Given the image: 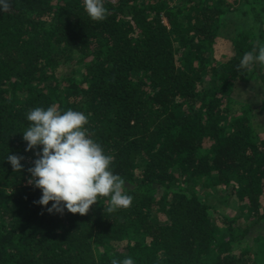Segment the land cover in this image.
I'll return each instance as SVG.
<instances>
[{
	"label": "trees",
	"instance_id": "1",
	"mask_svg": "<svg viewBox=\"0 0 264 264\" xmlns=\"http://www.w3.org/2000/svg\"><path fill=\"white\" fill-rule=\"evenodd\" d=\"M104 6L99 22L83 0H12L0 11V264H264V65L238 68L264 43V0ZM256 78L262 96L237 93ZM53 104L88 117L129 208L109 213L110 198L98 197L87 215H60L34 203L42 192L27 169L42 146L26 152L23 132L31 109ZM9 154L25 157L20 172ZM198 182L235 195L239 212L220 221Z\"/></svg>",
	"mask_w": 264,
	"mask_h": 264
},
{
	"label": "clouds",
	"instance_id": "2",
	"mask_svg": "<svg viewBox=\"0 0 264 264\" xmlns=\"http://www.w3.org/2000/svg\"><path fill=\"white\" fill-rule=\"evenodd\" d=\"M12 0H0V11H8ZM84 10L93 21L107 18L104 0H83ZM264 65V43L257 42L252 51L244 53L238 68L251 70L253 64ZM29 127L23 132L25 151L37 157L29 167L28 184L40 189L41 198L35 204L45 206L48 213L87 215L98 197H109V213L129 208L133 197L125 192V181L111 170L114 157L105 154L86 125L88 117L80 111L61 112L53 104L47 109L36 107L27 114ZM22 155L9 154L7 161L14 172L21 171ZM51 203V207H47ZM112 264H135L131 257L113 260Z\"/></svg>",
	"mask_w": 264,
	"mask_h": 264
},
{
	"label": "rangeland",
	"instance_id": "3",
	"mask_svg": "<svg viewBox=\"0 0 264 264\" xmlns=\"http://www.w3.org/2000/svg\"><path fill=\"white\" fill-rule=\"evenodd\" d=\"M230 46H231V44H229L228 41H226V40L219 42V44L215 50L216 58H218L219 60H225L224 54H226L228 52V50L230 49ZM75 64H76V58L71 60L69 63H67L63 67L62 74L64 75V77H67V76L73 77L74 76V70L77 68V66ZM262 86L263 85H262L260 79L256 78V80L255 79L251 80L245 86L243 84V87L239 88L237 93H240L241 95H243L242 96L243 98H245L247 95H251V96L261 95L262 89H263ZM237 110H239V109H237ZM258 111H261V115H262V112L264 113V107H260V108L258 107L255 112H258ZM263 116H264V114L262 115V117ZM201 184H202L201 182H198L196 184H192L191 185V187L193 188L192 190L200 192L201 197L204 198L206 203L209 206L214 207V208L209 209V211H210V213L214 212V215H216L220 221H222V216H224L223 214L228 213L229 215H236V212H239V210H238L239 204H238V200H237L235 195L230 196L231 193L228 191V193L226 192V195L228 196V198H227L224 196V194H218V193L215 194L214 189L203 188L201 186ZM181 186H182V188H186L185 184H182ZM220 189H221V187H220ZM217 191H220V190H217ZM220 209H222L225 213L221 212ZM219 223H221V222H219ZM260 232L262 234H264V228H262Z\"/></svg>",
	"mask_w": 264,
	"mask_h": 264
}]
</instances>
